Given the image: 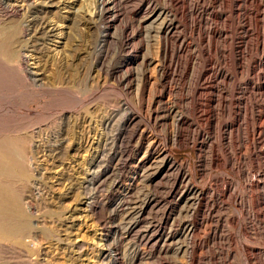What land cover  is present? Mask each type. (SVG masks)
Returning a JSON list of instances; mask_svg holds the SVG:
<instances>
[{
	"label": "rangeland",
	"instance_id": "374dc122",
	"mask_svg": "<svg viewBox=\"0 0 264 264\" xmlns=\"http://www.w3.org/2000/svg\"><path fill=\"white\" fill-rule=\"evenodd\" d=\"M96 1L78 0L80 18L0 0V28L18 31L0 36V151L36 184L5 181L40 226L31 249L0 240V264H264V0H114V24ZM150 2L172 11L187 53L140 26ZM166 151L181 170L151 181ZM184 176L197 198L173 194ZM77 195L92 207L73 220Z\"/></svg>",
	"mask_w": 264,
	"mask_h": 264
},
{
	"label": "bare ground",
	"instance_id": "6f19581e",
	"mask_svg": "<svg viewBox=\"0 0 264 264\" xmlns=\"http://www.w3.org/2000/svg\"><path fill=\"white\" fill-rule=\"evenodd\" d=\"M8 1V0H7ZM23 1V0H22ZM96 1V0H95ZM172 1V0H171ZM175 1V0H174ZM18 2V1H17ZM30 2V1H29ZM96 2H98V5L99 6H101V8L105 11V12H107V13H110L111 14V23L112 24H114V23H116V22H118L119 20H120V17L122 16V12H120V11H118V9H116L115 10V7H114V4H115V1L114 0H98V1H96ZM177 2V1H176ZM2 3V2H1ZM6 3V2H5ZM8 3V2H7ZM21 3V2H20ZM37 3V5H39L40 7H42V8H47V9H50V8H56V9H60V10H65L66 12H68V13H70V14H68L67 16L68 17H72L71 15H75L76 13L77 14H79L78 16H81V15H83L84 13H85V6L82 4V3H84V2H81V3H78V0H35V4ZM8 4H10V3H8ZM82 4V5H81ZM95 4H97V3H95ZM175 4V3H174ZM13 5H14V7H15V4L13 3ZM12 4H11V6L10 7H12L13 6ZM19 4H17L16 3V6H18ZM24 5H25V3H24ZM24 5H21L22 7H24ZM98 5H97V7H98ZM2 6V5H1ZM7 6V5H6ZM20 6V5H19ZM20 6V7H21ZM84 6V7H83ZM13 7V8H14ZM146 7V6H145ZM6 8V7H5ZM7 8H8V6H7ZM16 8V7H15ZM19 8V7H18ZM41 8V9H42ZM12 9V8H11ZM21 9V8H20ZM26 9V8H25ZM144 10V12H142V18H140L139 20H140V26H143L147 31H150V30H154V29H156L157 31H158V33L161 35V38L163 37V39H165V41L167 42V48H166V53L168 54V51L171 49V47H170V49H169V47H168V40H170V39H172V40H174L176 43H174V42H172V43H174L175 45H177V47H176V49H175V52H177V53H185L186 51H187V49H188V43L185 41V39L183 38V36H181L180 35V33H179V29H180V23H179V21H177L176 19H175V16H173L172 15V11L169 9V8H161V7H158L157 5H155L154 3H152V2H150V3H148V5H147V7L146 8H143ZM17 10V9H16ZM23 10V9H22ZM33 10V9H32ZM43 10V9H42ZM101 10V9H100ZM6 11V10H5ZM9 11V10H8ZM14 11V10H13ZM18 11V10H17ZM21 11V10H20ZM28 11V10H27ZM49 11V10H48ZM102 11V10H101ZM36 12V11H35ZM34 12V13H35ZM38 12V11H37ZM7 13H9V12H7ZM15 13H16V11H15ZM22 13H23V11H22ZM33 13V12H32ZM33 13V14H34ZM45 13V12H44ZM49 13V12H48ZM104 13V12H103ZM32 14V15H33ZM43 14V13H42ZM95 14V13H94ZM63 15V14H62ZM100 15V17L102 16V14H99ZM23 16V15H22ZM36 16H37V14H36ZM40 16V15H39ZM77 16V15H76ZM94 16V15H93ZM40 18V17H39ZM80 18H82V16L80 17ZM93 18V17H92ZM32 19V18H31ZM65 20H66V18H64ZM63 19V20H64ZM76 19L77 18H70V22H69V24H67V25H62L63 27H66L67 29L68 28H71V25H74V22H76ZM33 20V19H32ZM28 22V21H27ZM55 22V21H54ZM62 22V21H61ZM78 22V21H77ZM82 22V21H81ZM85 22V21H84ZM4 23V22H3ZM18 23V22H17ZM24 23V25H25V22H23ZM29 23V22H28ZM31 23V22H30ZM16 24V23H15ZM51 24V23H50ZM56 24L58 25V23L56 22ZM56 24H54V25H56ZM60 24V23H59ZM63 24V23H62ZM77 24H79V23H77ZM2 25V24H1ZM23 25V26H24ZM32 25V24H31ZM31 25H28V26H30L31 27ZM49 25V24H48ZM6 26V25H5ZM22 26V29L23 30H25L26 29V27H28V26H24L23 27ZM44 26H46V25H44ZM80 26V25H79ZM30 27H28V30H31L30 29ZM77 27H78V25H77ZM142 27V28H143ZM42 28H43V26H42ZM49 28V27H48ZM79 28V27H78ZM82 28V27H81ZM85 28V27H84ZM41 29V28H40ZM57 28H56V26L55 27H52L51 29L49 28V30H51L52 32H54L55 30H56ZM59 29V28H58ZM62 30H63V28H61ZM19 30V29H18ZM27 30V29H26ZM26 30H25V32H26ZM60 30V29H59ZM86 30V29H85ZM66 31V30H65ZM70 31V30H69ZM68 31V32H69ZM81 31V30H80ZM105 31H106V29H105ZM157 31H156V33H157ZM17 27L16 26H10V28L9 29H6L5 27H1L0 28V36L2 37L1 39H6V38H12V37H16V35H18L17 34ZM20 32H22V31H20ZM24 32V31H23ZM30 32V31H29ZM39 32V31H38ZM72 32V31H71ZM70 32V33H71ZM147 34H148V32H146ZM218 33V31L215 29V30H213L212 31V34H213V36L215 35L216 36V34ZM20 34V33H19ZM41 33H39V35H40ZM68 34V33H67ZM28 35H29V33H28ZM35 35V34H34ZM33 35V36H34ZM60 35H62V34H60ZM68 35H70V34H68ZM67 35V36H68ZM74 35V34H73ZM22 36V35H21ZM59 36V35H58ZM71 36V35H70ZM106 36H107V34H106ZM24 37V36H23ZM31 37V36H30ZM29 37V38H30ZM17 38V37H16ZM22 38V37H21ZM69 38V37H68ZM67 38V39H68ZM12 39H14V38H12ZM11 39V40H12ZM24 39V38H23ZM26 39V38H25ZM66 39V38H65ZM8 40V39H7ZM20 40V39H19ZM29 40V39H28ZM21 41V40H20ZM69 41V40H68ZM6 43V45L8 44L7 42H5ZM13 43V42H12ZM12 43H9L8 45H12ZM3 44H4V42H3ZM171 44V43H170ZM264 45V44H263ZM13 46V45H12ZM22 46V45H21ZM10 47V46H9ZM175 47V46H174ZM59 48V47H58ZM61 48V47H60ZM169 49V50H168ZM174 49V48H173ZM11 50V49H10ZM15 50V48L14 49H12L11 50V52L12 51H14ZM73 51V50H72ZM22 52V51H21ZM24 52V51H23ZM57 52H58V49H57ZM17 53H19V52H17ZM171 53V52H170ZM187 53V52H186ZM11 54V53H10ZM67 54V53H66ZM65 54V55H66ZM17 55V54H16ZM171 55V54H170ZM173 55V54H172ZM10 56V55H9ZM26 56V55H25ZM137 56V55H136ZM168 56V55H167ZM13 57V56H12ZM145 57V56H144ZM24 58V57H23ZM143 58V57H142ZM168 58V57H167ZM173 58V57H172ZM171 59V58H170ZM172 60V59H171ZM144 61V60H143ZM172 62V61H171ZM171 62H170V64L167 66V65H165V67H164V69H163V73L164 74H169V72H170V69L172 68L171 67ZM24 67V66H23ZM31 68V67H30ZM213 70V69H212ZM174 71V70H173ZM34 73V75H36V77H39V76H41L42 74L40 73H38L37 71H35V72H33ZM212 73V72H211ZM217 74V73H216ZM216 76V75H215ZM34 78V77H33ZM35 79V78H34ZM205 81V80H204ZM210 81V80H209ZM208 84V83H207ZM133 117V116H132ZM187 117V116H186ZM186 117H183V116H179V119H178V122H179V124H187L188 122H189V118H186ZM27 141V140H26ZM24 144V143H23ZM26 144V143H25ZM31 144V143H30ZM7 145V144H6ZM5 145V146H6ZM12 145V144H11ZM32 145V144H31ZM10 146V145H9ZM22 146V145H21ZM27 146V145H26ZM37 146H39V145H37ZM30 147V146H29ZM34 146H32V148H33ZM17 148H19V147H16L15 149H17ZM5 149H6V147H5ZM21 149V151H22V149H23V151L25 152L26 150H24V148H20ZM26 149V148H25ZM34 149V148H33ZM3 150V149H2ZM8 149H6V151H7ZM14 150V149H13ZM13 150H11V151H13ZM6 151L4 152V151H0V240H2V241H5V240H11V242H12V240L15 242V243H17V244H19V246L21 245V246H28L27 245V241H28V239L27 238H32V237H34V235L36 234L35 233V230H38L37 228H39L40 226H38L37 224H36V222L34 223L33 221H32V219H31V217L32 216H35V218L38 216V215H35L34 213H32V214H34V215H32L31 216V214L29 213V208L27 209L26 208V206H25V203H24V201H23V195H25L24 193L20 196L18 193H17V191H15V189H14V186H13V184H15V183H13L12 185H11V183H8L7 181H5V179H6V177H9V179H13V178H17V179H19L18 180V182L19 181H22L25 185H27L25 182H35V184H36V181H34V176H33V172L32 171H30V170H28L27 168L29 167L28 166V163H25L24 161L22 162V160H20V155H16V154H14V153H6ZM22 151V152H23ZM29 151H31V150H29ZM33 151V150H32ZM58 152V151H57ZM98 152V151H97ZM31 154V153H30ZM29 154V155H30ZM32 154H33V152H32ZM55 154V153H54ZM36 155V154H35ZM59 155V154H58ZM95 155V154H94ZM101 156V155H100ZM26 157V156H25ZM34 157V156H33ZM27 158V157H26ZM26 158L24 159V160H26ZM28 158H30V157H28ZM163 158H165L166 159V161L168 162V167L167 168H165V167H161V168H158L156 171H155V173H153V174H151V181H155V180H159V179H162V178H164V177H166L168 174H169V172L171 171V170H173L174 168H175V170L177 169L178 171H180L181 170V166L178 164V163H176V161L174 160V158H173V156H171L170 154H169V151H166V152H164V156H163ZM30 159H33V158H30ZM34 160H35V158H34ZM91 160V159H90ZM94 160V159H93ZM92 160V161H93ZM38 161V160H37ZM144 161V160H143ZM39 162V161H38ZM30 163V162H29ZM32 163H34V162H31V164ZM77 163V162H76ZM25 164H27V166L28 167H26L25 166ZM31 164H29V165H31ZM36 163H34L33 165H35ZM39 164V163H38ZM90 164V163H89ZM145 165V164H144ZM36 166H38V165H36ZM36 166H35V168H36ZM41 166V165H40ZM98 166V165H97ZM33 168H34V166H33ZM33 168H31V169H33ZM94 168V167H93ZM41 169V168H40ZM39 169V170H40ZM36 170V169H35ZM89 171H90V169H89ZM97 171V170H96ZM32 172V173H31ZM88 172V171H87ZM68 173V172H67ZM86 173V172H85ZM89 173V172H88ZM91 173H94V172H92V169H91ZM90 173V174H91ZM99 173V172H98ZM96 174H97V172H96ZM96 174H94V175H96ZM35 175V174H34ZM37 175V174H36ZM82 175V174H81ZM85 175V174H84ZM98 175V174H97ZM57 176V175H56ZM61 176H63V175H61ZM82 177V176H81ZM85 177H87L86 175H85ZM91 177V176H90ZM114 177V176H113ZM146 177H148V176H146ZM145 177V178H146ZM38 177L36 176V179H37ZM60 178V177H59ZM69 178V177H68ZM71 178H73V177H71ZM78 178V177H77ZM8 179V178H7ZM16 179V180H17ZM35 179V180H36ZM39 179V178H38ZM66 179V178H65ZM86 179V178H85ZM91 179H92V177H91ZM41 180V179H40ZM67 180V179H66ZM75 180H77V179H75ZM80 180V179H79ZM89 180V179H88ZM96 180V179H95ZM181 180V179H180ZM187 180V177H183L182 178V180L179 182V184H178V186H176L174 189H173V194H177L178 192H180L179 190H180V188H181V186L184 184V185H186V188H183L184 189V192H180L181 193V195L183 196V195H185V193H187V194H191V195H193V198L195 197V198H197V189L194 187V186H192L191 184H190V181H186ZM60 181V180H59ZM71 181V180H70ZM101 181V180H100ZM145 181V180H144ZM17 182V181H16ZM40 182V181H39ZM38 182V183H39ZM73 182H75V181H73ZM77 182V181H76ZM82 182V181H81ZM90 182V181H89ZM91 182H93V181H91ZM21 183V182H20ZM33 183H31V186H32V184ZM38 183H37V187H38ZM64 183H66V182H64ZM68 183H70V182H68ZM67 183V184H68ZM17 184V183H16ZM84 183L82 182V185H83ZM87 184V183H86ZM92 184V183H91ZM19 185V184H18ZM17 185V188L19 187ZM21 185V184H20ZM71 185V184H70ZM76 185H78V184H76ZM30 186V187H31ZM72 186V185H71ZM84 186V185H83ZM20 187H23V186H20ZM35 187H36V185H35ZM46 187V186H45ZM68 187V186H67ZM78 187H79V185H78ZM86 187V186H85ZM92 187V186H91ZM183 187V186H182ZM17 188H16V190H17ZM27 188H29L28 186H27ZM26 188V189H27ZM34 188V187H33ZM66 188V187H65ZM70 189V188H69ZM75 189V188H74ZM76 189H77V187H76ZM136 189V188H135ZM18 190H19V188H18ZM22 190V189H21ZM24 190V189H23ZM86 190V189H85ZM84 190V191H85ZM28 191V190H27ZM69 191V190H68ZM72 191V190H71ZM79 191V190H78ZM183 191V190H182ZM29 192V191H28ZM35 192V191H34ZM75 192V191H74ZM22 193V192H21ZM25 193H26V196H27V192L25 191ZM39 193V192H38ZM29 194H30V192H29ZM37 194V193H36ZM79 194H81L80 192H79ZM201 194V192H199L198 193V196ZM31 195V194H30ZM50 195H51V193H50ZM86 195V194H85ZM85 195H83V196H81V198H78L79 196L77 195V198H78V201H79V204H77V206H75V207H73L72 209H71V211L70 212H68V213H71L69 216H68V218H70V219H73L74 220V218L75 217H77V216H75L76 215V213L75 212H77V211H81L82 212V210H84V205L86 204V205H90V200H89V198L90 197H92V196H90L89 197V194H88V196L87 197H89V198H87V197H85ZM180 195V194H179ZM23 196V197H22ZM26 196H25V200H26ZM182 196H180L181 198H182ZM28 197V196H27ZM191 196H189V198H190ZM29 198V197H28ZM62 198V197H61ZM71 198V197H70ZM76 198V199H77ZM33 199V198H32ZM75 199V198H74ZM199 200V199H198ZM29 202H30V200H28ZM197 201V200H196ZM60 202V201H59ZM26 203H27V201H26ZM31 203H32V200H31ZM75 203H77V202H75ZM93 203V202H92ZM191 203V202H190ZM63 204V203H62ZM36 205V204H35ZM35 205H33V207L32 208H36V207H34ZM85 205V206H86ZM28 207V206H27ZM30 207V206H29ZM87 207V206H86ZM90 207H92L91 205H90ZM144 207H145V205H144ZM144 207H143V209H144ZM59 208V207H58ZM57 208V209H58ZM31 209V208H30ZM69 209V208H68ZM88 209H89V207H88ZM95 209V208H94ZM51 210V209H50ZM86 210V209H85ZM92 210V209H91ZM32 211H33V209H32ZM37 211V210H36ZM54 211V210H53ZM87 211V210H86ZM131 211V210H130ZM56 213L58 212V211H55ZM60 212H61V210H60ZM85 212V211H84ZM52 213V212H51ZM66 213V212H65ZM67 213V214H68ZM80 213V212H79ZM59 214V213H58ZM61 214H64V211H63V213L61 212ZM60 215V214H59ZM51 216H52V214H51ZM54 216V215H53ZM61 216V215H60ZM86 216V215H85ZM40 217H41V215H40ZM79 217V216H78ZM42 218V217H41ZM67 217H65V219H66ZM33 219H34V217H33ZM38 219H40V218H38ZM61 219V218H60ZM64 219V218H63ZM41 220V219H40ZM44 220V219H43ZM68 220V219H67ZM35 221H36V219H35ZM52 221H56V220H52ZM37 222H38V220H37ZM58 222L59 221H57L56 223L58 224ZM40 223V222H39ZM51 223V222H50ZM61 224V223H60ZM63 224V223H62ZM71 224V223H70ZM40 225H41V223H40ZM56 225V224H55ZM53 226V225H52ZM51 226V227H52ZM58 226V225H57ZM43 228V227H42ZM44 228H45V223H44ZM47 229H48V226L46 227ZM46 228H45V231L43 230V232H46ZM53 228V227H52ZM51 228V229H52ZM61 228V227H60ZM40 229V228H39ZM49 229H50V227H49ZM49 229H48V231L46 232V233H48V232H50L49 231ZM54 229V228H53ZM57 229H59V228H57ZM60 230V229H59ZM58 230V231H59ZM42 231V230H41ZM52 231V230H51ZM104 231V230H103ZM37 232V231H36ZM66 232V231H65ZM45 233V234H46ZM54 233V232H53ZM69 234L71 233V231L70 232H68ZM49 234V233H48ZM47 234V235H48ZM68 234V235H69ZM103 234V233H102ZM47 235H46V237H47ZM49 235H51V234H49ZM53 235V234H52ZM68 235H67V233L65 234V237L67 236L68 237ZM158 235L159 234H157V235H155L154 237H153V239L152 240H156V239H158ZM35 236H37V235H35ZM57 236H58V234H57ZM55 237V238H58V237ZM62 236V235H61ZM44 237V236H43ZM35 238H37V237H35ZM49 239H51L52 237L51 236H49L48 237ZM47 238V239H48ZM63 239H61L60 238V240H64V237H62ZM26 239H27V241H26ZM40 239V238H39ZM42 239V238H41ZM44 239V238H43ZM105 239V238H104ZM35 240V239H34ZM33 240V241H34ZM46 240V239H45ZM52 240H53V238H52ZM68 243L69 244H71L72 242H74V243H76V241H75V239L73 240V239H70L69 237H68ZM77 240V239H76ZM46 241H48V240H46ZM58 242H59V240H57ZM10 242V243H11ZM14 242H12V244H14ZM60 242H63V241H60ZM100 242V241H99ZM98 242V243H99ZM29 243V242H28ZM50 243V242H49ZM67 243V241H65V244ZM67 243V244H68ZM77 243H78V241H77ZM84 243V242H83ZM102 243V242H101ZM53 244V243H52ZM82 244V243H81ZM80 244V246H78V247H81L82 245ZM103 244V243H102ZM16 245V244H15ZM30 245V244H29ZM35 245H36V243H35ZM43 245V244H42ZM72 245V244H71ZM20 246V247H21ZM70 246V245H69ZM97 246V245H96ZM28 247H30V246H28ZM101 247V246H100ZM103 247V246H102ZM100 248V249H102L103 250V248ZM105 247V246H104ZM108 247V246H107ZM22 248V247H21ZM32 247H30V249H31ZM48 248V247H47ZM62 248V247H61ZM74 248V247H73ZM76 248V247H75ZM109 248V247H108ZM107 248V249H108ZM25 249V248H24ZM29 249V248H28ZM29 249V251H31ZM67 249V248H66ZM78 249H81V248H78ZM98 249V248H97ZM106 249V248H105ZM27 250V249H26ZM25 250V251H26ZM59 250V249H58ZM33 251V250H32ZM63 251H64V249H63ZM70 251V250H69ZM75 251V250H74ZM79 251V250H78ZM77 251V252H78ZM108 251V250H107ZM110 251V250H109ZM56 252V251H55ZM99 252V251H98ZM103 252L105 253V251L103 250ZM100 253V254H104V253ZM80 253V252H79ZM44 254V253H43ZM69 256V255H68ZM72 256V255H71ZM80 256V255H79ZM79 256H78V258H79ZM99 256V255H98ZM97 256V257H98ZM42 258V257H41ZM70 258V257H69ZM74 258V257H73ZM103 258V257H102ZM45 259V258H44ZM48 259V258H47ZM51 259V258H50ZM64 259V258H63ZM100 259V258H99ZM49 260V259H48ZM76 260V259H75ZM102 260V259H101ZM73 261V260H72ZM98 261V260H97ZM103 261V260H102ZM43 262V261H42ZM46 262V261H45ZM68 262H69V260H68ZM97 263V262H96ZM72 264V263H71ZM75 264V263H74ZM79 264V263H78Z\"/></svg>",
	"mask_w": 264,
	"mask_h": 264
}]
</instances>
